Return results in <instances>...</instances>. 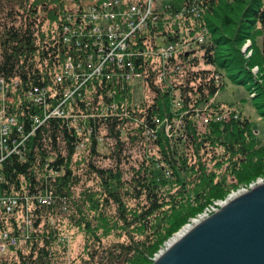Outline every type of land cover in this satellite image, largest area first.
<instances>
[{
  "label": "trees",
  "instance_id": "16d2710c",
  "mask_svg": "<svg viewBox=\"0 0 264 264\" xmlns=\"http://www.w3.org/2000/svg\"><path fill=\"white\" fill-rule=\"evenodd\" d=\"M72 8L68 0H0V80L15 99L6 107L15 124L0 147V238L7 248L0 264L66 258L65 218L85 236L81 264H151L189 218L224 199L229 181L220 168L235 176L233 186L264 173V142L256 143L250 120L234 118L221 102L208 106L225 78L237 82L229 61L217 56L220 39L209 18L240 8L237 24L245 18L257 27L262 47L259 62L247 67L252 76L255 65L264 67V0H158L155 21L132 45L141 84L94 76L77 90L55 79L75 51L61 38ZM203 28L208 36L198 42ZM156 42L184 48L164 59L151 52ZM34 87L48 89L46 104L27 97ZM66 90L75 91L62 102ZM54 107L60 116H50ZM112 234L126 240L103 244Z\"/></svg>",
  "mask_w": 264,
  "mask_h": 264
},
{
  "label": "built area",
  "instance_id": "2783aa9c",
  "mask_svg": "<svg viewBox=\"0 0 264 264\" xmlns=\"http://www.w3.org/2000/svg\"><path fill=\"white\" fill-rule=\"evenodd\" d=\"M68 1L73 3V8L66 23L62 25L61 38L65 44L75 47V51L64 60L60 72L55 77L56 81L75 83L78 85L75 90L94 76L108 75L110 78L116 75L117 78H123L126 84H141L142 79L134 71L130 61L135 52L132 45L137 36L145 31L148 22L155 21L154 9L158 0H95L87 6L82 4V0ZM205 33L206 29L203 28L200 35L195 36L196 41L203 42ZM82 47L89 48L88 53ZM183 48L184 45L179 43L156 42L151 52L168 59L176 57ZM5 91L3 81L0 80V98L3 102L0 107V147L4 149L5 139H2V136L7 135L15 124V119L6 113V107H13L15 99L6 96ZM74 91L66 90L62 102L72 97ZM47 92L46 88L34 87L26 95L34 103H45ZM232 106L230 104L221 108L233 113L235 118L237 113ZM61 114L59 107L50 111V116ZM35 120L38 122V119ZM2 239L5 242L4 237Z\"/></svg>",
  "mask_w": 264,
  "mask_h": 264
},
{
  "label": "rangeland",
  "instance_id": "374dc122",
  "mask_svg": "<svg viewBox=\"0 0 264 264\" xmlns=\"http://www.w3.org/2000/svg\"><path fill=\"white\" fill-rule=\"evenodd\" d=\"M95 0H84L83 3L85 6L88 4L93 3ZM218 16L209 18V23L211 27L215 28L214 31V38L220 39L217 45V56L222 61H229L230 68H229V75L235 74L236 83L231 82L229 79L225 78V82L223 87L218 91L213 98L210 99L209 104L212 103H223L222 105L232 104L233 108H235L237 116H244L248 118L251 122L252 126V135H254L256 139V143H263L264 142V116L259 115L260 111L261 114L264 115V94L261 91H264V67L261 65H255L252 69H250L252 76L247 72V67L251 66L253 63H258L259 58L257 57L256 53L261 52V35L257 30V27L254 25L249 24L246 22L247 20L243 19V24L239 23V15H240V8L237 10H233L231 12H224L223 10H217ZM228 22V25L225 26L224 23ZM234 21V22H233ZM233 22V23H232ZM239 26V29H238ZM248 27V29H247ZM246 32H248V38L246 37ZM201 31L198 32V36L200 35ZM208 36V31L206 30L205 37ZM237 36V37H236ZM232 65L234 68H232ZM257 79L258 84L254 79ZM223 79V77H222ZM222 79L220 83H223ZM243 80V81H241ZM241 83V84H238ZM262 89V90H261ZM141 96L150 97V94L142 88ZM254 104L260 105V111L258 112L255 108ZM207 106V107H208ZM172 110L177 111L179 110V106H176L175 103L172 105ZM207 109V108H206ZM176 113V112H174ZM182 119V118H181ZM179 119H174V124H179ZM192 121H196V119H192ZM167 122V119L162 121L163 124ZM168 125H166L167 127ZM198 128V132L203 133L202 126L199 127L196 123ZM168 128V127H167ZM177 128V127H176ZM178 132L174 133L177 135ZM102 152H105L104 149H100ZM134 151V149H133ZM135 153L133 152V157H136ZM224 167L220 168L217 173L219 175L225 174L224 177L228 179V184L226 185V195L224 199L220 200H213L209 205L206 207L208 209H219L220 207L216 205L220 201H225L229 198L230 195L233 193L241 192L244 188L249 185H254L258 183L259 177H264V173L260 176H257L244 184H236V179L233 184L230 183V180H233L235 176L228 170H225ZM225 172V173H224ZM220 178V176H219ZM233 178V179H232ZM218 179V178H217ZM263 179V178H262ZM224 205V204H223ZM222 205V206H223ZM205 207V208H206ZM200 211L198 214L202 213ZM197 214V215H198ZM213 214V213H212ZM196 215V216H197ZM195 216L189 218V220L184 223L176 232L186 226ZM202 221V220H201ZM198 223V222H197ZM196 223V224H197ZM62 230V239L66 240L67 244V257L60 258L55 261L54 264H81V257L84 259L86 256L83 253L84 246H85V236L83 232L79 231L76 227L70 224L67 221V218L63 219L60 226ZM174 232L167 240L164 241L162 246L158 249V251L152 257V260L156 258V256L160 255L162 252L165 251V246L167 241L176 233ZM125 236L117 237L114 234L104 238L102 240L103 244H109L112 242H120L125 241ZM4 243L3 239L0 238V247H3V251L0 252V255L5 256L7 248L2 246Z\"/></svg>",
  "mask_w": 264,
  "mask_h": 264
},
{
  "label": "water",
  "instance_id": "95a60500",
  "mask_svg": "<svg viewBox=\"0 0 264 264\" xmlns=\"http://www.w3.org/2000/svg\"><path fill=\"white\" fill-rule=\"evenodd\" d=\"M151 264H264V183L228 200Z\"/></svg>",
  "mask_w": 264,
  "mask_h": 264
},
{
  "label": "bare ground",
  "instance_id": "6f19581e",
  "mask_svg": "<svg viewBox=\"0 0 264 264\" xmlns=\"http://www.w3.org/2000/svg\"><path fill=\"white\" fill-rule=\"evenodd\" d=\"M84 0H82V4ZM96 1H105V0H96ZM94 3V2H93ZM205 29V28H204ZM263 178V179H262ZM259 177V181L258 183L254 184V185H249L250 187L248 188V186L246 188L243 189V191L241 192H237V193H233L232 195L229 196V198L225 201H220L219 203H217L216 205H218L219 207L222 206L223 204H225L228 200H230L231 198L237 196L240 193H243L247 190H249L250 188L255 187L258 184L264 183V177ZM210 206V205H209ZM218 209H213V207H211V209H208L207 207L203 209V212L198 214L197 216H195L186 226H184L182 229H180L178 232H176L166 243L165 248L170 247L172 244H174L177 240H179L187 231H189L197 222L199 223L201 220L209 217L212 213L216 212ZM158 256V255H157ZM156 256V257H157Z\"/></svg>",
  "mask_w": 264,
  "mask_h": 264
}]
</instances>
